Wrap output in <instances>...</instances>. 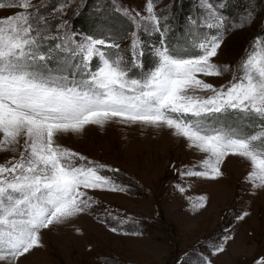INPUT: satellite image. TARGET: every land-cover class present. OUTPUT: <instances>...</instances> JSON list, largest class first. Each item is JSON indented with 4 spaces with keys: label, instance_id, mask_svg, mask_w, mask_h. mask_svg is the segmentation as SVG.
<instances>
[{
    "label": "snow or ice",
    "instance_id": "obj_1",
    "mask_svg": "<svg viewBox=\"0 0 264 264\" xmlns=\"http://www.w3.org/2000/svg\"><path fill=\"white\" fill-rule=\"evenodd\" d=\"M5 7L22 11L0 19V151L23 138L24 152L18 160L0 165V264H18L42 247L43 230L90 208L93 201L85 190L123 191L101 174L105 165L58 142L61 135L81 133L89 125L103 127L119 120L167 128L206 154L200 170L183 175L220 178L225 159L238 156L251 164L247 180L264 189V38L256 39L242 61L241 75L229 86L216 88L200 76H220L228 70L212 60L223 42L222 33L197 41L196 53H176L162 44L155 50L152 68L136 76L122 56L104 50L118 49L119 44L92 36L77 42L67 32L60 37L42 35L40 20L29 11L34 7L31 0L0 2V9ZM146 8L149 15L141 19L159 31L153 0H147ZM207 9V27L222 29L224 17L211 3ZM122 11L139 26L130 10ZM49 39L60 43L44 49L43 41ZM132 49V66L143 67L137 59L143 56L138 36ZM51 61L56 67L49 66ZM69 68L72 79L66 74ZM81 69L83 78L77 80ZM230 113L251 121L256 130L220 120ZM206 199L198 197L193 206L204 207ZM224 250L223 244L215 246L216 253ZM259 264H264V258Z\"/></svg>",
    "mask_w": 264,
    "mask_h": 264
},
{
    "label": "rangeland",
    "instance_id": "obj_2",
    "mask_svg": "<svg viewBox=\"0 0 264 264\" xmlns=\"http://www.w3.org/2000/svg\"><path fill=\"white\" fill-rule=\"evenodd\" d=\"M0 2L7 5L10 0ZM31 2L34 7L29 11L40 20L39 27L45 30L42 35L60 37L70 30L79 42L92 36L113 43L120 41L123 32L127 33L117 51L106 53L119 54L129 67L134 36H140L141 46L158 42L184 54L196 53L194 44L204 36L222 33L223 42L212 60L228 70L220 76H200L216 88L229 86L234 77L241 75L242 61L253 50L256 39L264 38V0H242L240 5L231 0H153L156 16L163 19L159 31L141 19L149 15L147 0ZM107 3L121 18L126 16L123 9L130 10L139 26L129 16V27L119 20L115 22L105 12ZM181 3V14L177 16L172 8ZM209 3L224 17L222 29L207 27ZM90 4L97 15L89 10ZM81 10L85 13L81 20L84 25L75 28L73 18ZM20 11L5 7L0 9V19ZM184 21L187 24L182 25ZM56 43L44 40V49ZM145 60L142 72L152 68L155 57L146 54ZM49 66L56 67L55 61ZM96 66L93 59L92 70ZM72 71L67 69L70 79ZM75 78H83V69L76 72ZM220 120L248 131L257 128L251 121L240 120L236 113L221 116ZM58 142L89 161L105 165L101 174L110 177L123 191L85 190L92 198L91 207L64 224L43 230L42 247L20 258L18 264H259L264 258V189L253 187L247 180L251 164L246 159L227 157L221 165L224 175L217 179L186 176L183 173L188 170H200L206 154L167 128L119 120L61 135ZM23 152L21 138L19 144L0 151V165L18 160ZM200 196L207 198L204 207H194ZM219 244L225 250L216 253L215 246Z\"/></svg>",
    "mask_w": 264,
    "mask_h": 264
},
{
    "label": "trees",
    "instance_id": "obj_3",
    "mask_svg": "<svg viewBox=\"0 0 264 264\" xmlns=\"http://www.w3.org/2000/svg\"><path fill=\"white\" fill-rule=\"evenodd\" d=\"M231 1H235L237 5H240L241 2H242V0H231ZM107 4H108V3H107ZM181 5H182V3L179 4L178 6L172 8L173 12H175V15L178 14L177 16H179V15L181 14V10H180ZM91 8H92V9H91ZM89 10H90L91 12H93V15H97V14H98L97 12H94V11H96V10L94 9V5H91V4H90V5H89ZM105 12H107V15L110 16V18H113V20H115V22H117V20H119V22H123V24H124V23H125V24H128V27H129L130 22H129L128 19H126V16H125V18H121L120 13H119V12H116L111 6H109V4L107 5ZM84 16H85V13H83V11L81 10V12L79 11L78 16H76V17L73 18V20H74V22H75V23L73 22V23L75 24V28H76V26H78V25H80V26H83V25H84V24L82 23V21H81V20L84 19ZM72 27H73V26H72ZM78 28H79V27H78ZM118 30H120V29L118 28ZM120 31H122V30H120ZM125 31H126V30H125ZM68 32H69L68 34L72 35V32H70V31H68ZM126 35H127V33H125V35H124V32H123V33H122V36H123V37L120 38V41H119V42H123L124 39H125V36H126Z\"/></svg>",
    "mask_w": 264,
    "mask_h": 264
}]
</instances>
